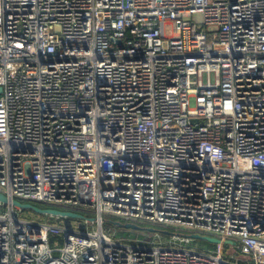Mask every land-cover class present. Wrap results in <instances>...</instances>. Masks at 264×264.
<instances>
[{
	"label": "built area",
	"instance_id": "obj_1",
	"mask_svg": "<svg viewBox=\"0 0 264 264\" xmlns=\"http://www.w3.org/2000/svg\"><path fill=\"white\" fill-rule=\"evenodd\" d=\"M0 194L87 225L0 202V264H264V0H0Z\"/></svg>",
	"mask_w": 264,
	"mask_h": 264
},
{
	"label": "rangeland",
	"instance_id": "obj_2",
	"mask_svg": "<svg viewBox=\"0 0 264 264\" xmlns=\"http://www.w3.org/2000/svg\"><path fill=\"white\" fill-rule=\"evenodd\" d=\"M166 32H167V35H171L172 34L171 28L168 27ZM20 216L23 219L36 220V221H43V220L50 221V222H54V223H57V224H60L63 226H69L75 230H80V231L87 229V225L85 224V217L82 215H81L82 218H78V219L61 217V219L57 220V219L51 218L49 216H40V215H36L30 211L22 210V213L20 214ZM103 227L106 231L110 230V231L114 232L113 234L115 237V241L125 243V244H134V245L147 244L144 242L146 240H152L155 236V233L120 229V228L114 226L113 224H111V222H109L108 219H105ZM141 227L146 228L147 225H143ZM94 228H95V226H93V225L89 226L90 230H93ZM147 228H154L157 231H162L161 227H159V226H152V227H147ZM193 244L196 247L209 248L208 245H206L205 243H202L200 241H194Z\"/></svg>",
	"mask_w": 264,
	"mask_h": 264
},
{
	"label": "water",
	"instance_id": "obj_3",
	"mask_svg": "<svg viewBox=\"0 0 264 264\" xmlns=\"http://www.w3.org/2000/svg\"><path fill=\"white\" fill-rule=\"evenodd\" d=\"M195 21L196 23H202V16L200 14L195 15ZM193 123H196V120L192 121ZM0 202L3 203V205H12L20 210H26L30 211L36 215L40 216H53V217H63V218H73V219H78L82 218L80 214L73 213V212H64L60 211L57 209H52V208H47V209H41L34 204L31 203H21L17 200L10 201L6 196L0 194ZM93 220V219H92ZM111 224L114 226L120 228V229H125V230H133V231H140V232H149V233H160L164 236H172L173 233L170 231H157L154 228H144L141 227L138 224L135 223H124L121 221H111ZM188 238L194 240V241H201V242H206L211 245H218L221 244V241H219L216 238H211V237H205L201 235H190L187 236Z\"/></svg>",
	"mask_w": 264,
	"mask_h": 264
},
{
	"label": "trees",
	"instance_id": "obj_4",
	"mask_svg": "<svg viewBox=\"0 0 264 264\" xmlns=\"http://www.w3.org/2000/svg\"><path fill=\"white\" fill-rule=\"evenodd\" d=\"M32 204H34L35 206H37V207H39V208H41V209H47V208H50L49 206L44 205V204H38V203H32ZM115 220H116V219H112V218H110L108 221L111 222V221H115ZM121 222H124V221H121ZM138 225L143 226V225H145V224H138ZM161 229H164V228L161 227ZM200 242H201V241H200ZM202 243H205L206 245H208L210 249H215V248H216L215 245H211V244H208V243H206V242H202Z\"/></svg>",
	"mask_w": 264,
	"mask_h": 264
}]
</instances>
